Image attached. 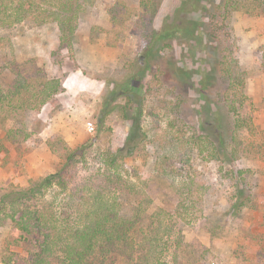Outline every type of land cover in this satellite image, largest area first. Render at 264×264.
I'll use <instances>...</instances> for the list:
<instances>
[{
	"label": "rangeland",
	"instance_id": "1",
	"mask_svg": "<svg viewBox=\"0 0 264 264\" xmlns=\"http://www.w3.org/2000/svg\"><path fill=\"white\" fill-rule=\"evenodd\" d=\"M116 1L138 3L94 0L78 17L72 48L64 41L60 45L55 23L35 26L23 22L0 32L2 85L12 83L13 69L27 62L26 70L32 63L41 67L49 77L60 80L62 89L40 110L0 113V197L56 173L67 164L70 152L81 147L84 150L76 153H86V162L75 156L71 173L76 182L102 169V155L134 144L136 149H129L131 156L122 165L137 186L136 176L140 174V180L148 177L146 192L152 203L147 215L162 209L174 218L161 243V260L168 264H264V73L255 60L264 45V12L247 15L227 7L226 0H155L159 11L147 29L158 31L162 38L150 48L136 30V18L116 24L110 21L108 8ZM228 54L237 59L244 73L250 99L241 112L253 127L239 134L236 158L229 152L232 116L221 99L222 61ZM157 71L158 83L154 79ZM175 95L184 101L174 120L185 135L183 141L204 135L213 141L220 157L207 161L193 147L186 149L184 163L169 161L167 169H174L173 176L181 174L176 184L192 180L196 186L191 192L201 196L186 211L176 204L177 191L160 170L164 166L157 158L170 149L166 134H177L176 128H168L174 116L165 115L170 106L167 101L175 100ZM129 97L134 107L124 112ZM149 111L154 115L148 117ZM99 117L103 122L97 128ZM88 122L92 130L86 128ZM21 127L25 132L17 141L7 139L8 129ZM237 168L247 171L244 179L248 177L250 190L242 185ZM55 193L48 190L39 208L52 202ZM246 199L248 205L240 206ZM132 204V198L124 202V206ZM10 237V223L0 222V264L10 253L17 257L8 264H16L34 251L32 240L6 246ZM180 240L183 247L177 250L175 244ZM104 264L129 263L118 257Z\"/></svg>",
	"mask_w": 264,
	"mask_h": 264
},
{
	"label": "trees",
	"instance_id": "2",
	"mask_svg": "<svg viewBox=\"0 0 264 264\" xmlns=\"http://www.w3.org/2000/svg\"><path fill=\"white\" fill-rule=\"evenodd\" d=\"M93 2L94 0H0V32L23 22L35 26L55 23L59 29L60 45L64 41L68 44L67 48H72L78 17ZM225 2L227 7L247 15H257L261 10L264 12V0ZM158 11L155 0H138L136 5L116 1L108 8L109 19L113 24L136 18V30L144 44L150 48L153 41H157L159 33L154 29L148 31L147 26L153 23ZM161 38L160 36L159 39ZM52 54L55 55L56 52ZM223 58L224 88L221 99L232 116V144L229 152L232 158H236L240 145L239 134L253 129L241 112L250 98L245 92L244 73L237 59L229 54ZM255 60L264 73V45L258 49ZM26 64L27 62L13 69L12 83H0V113L3 115L40 110L52 103L62 90L59 79L49 77L41 67H36L33 63L31 69L26 70ZM158 73L160 71L154 75L156 83L159 81ZM175 96V100L167 101L170 106L165 108L166 116H174L169 121V130L176 128L174 120L184 102L180 95ZM127 101L124 112L127 108L134 107L130 97ZM147 115L151 117L154 113L149 111ZM123 118L126 119L127 116L123 115ZM102 122L103 118L96 119V127ZM154 126L157 128L156 124ZM23 132V127L8 129L6 136L14 142ZM175 132L176 135L166 134L170 139V149L162 155L158 154L157 158L164 166L159 168L174 184L178 197L176 204L183 211L192 210L201 200V196H195L190 190L196 183L184 179L182 183L176 184V177H181V174L173 176L174 169L168 170V163L171 159L184 163L187 148L190 151L196 147L198 154L207 161L218 160L219 151L213 141L204 135H191L187 141H183L185 135L180 134L177 128ZM136 147L134 144H126L115 152L102 155V169L87 179L76 182L71 173L75 156L79 157L80 162H86V153H76L84 150L81 147L70 152L67 164L61 165L56 173L31 180L25 188L4 192L0 197V222L8 221L12 229V237L6 239V246H19L20 242L32 240L34 248L31 255L20 258L16 264H104L106 259L118 257L129 264H168L161 260V243L169 233V226L174 218L162 209L147 215V206L152 203L146 192L148 177L144 176L141 181L138 177L140 171L135 169L133 173L137 171L138 176L135 178L140 182L137 186L122 165L124 159L131 156L129 149L134 151ZM186 161L189 162V159ZM235 171L241 177L242 185L250 190L248 177L244 179L247 171L241 168ZM50 189L56 191L52 202L42 203V208H39V203L44 201L43 198ZM127 198L133 199V204L129 207L124 206ZM244 205H248V199L240 206ZM175 212L179 213V218L182 217L178 209ZM149 216L150 219H147ZM139 226L143 227H140L139 239L135 240L133 236ZM182 247L181 240L176 242L175 249L181 250ZM14 257L17 255L10 253L2 259V263L8 264Z\"/></svg>",
	"mask_w": 264,
	"mask_h": 264
},
{
	"label": "built area",
	"instance_id": "3",
	"mask_svg": "<svg viewBox=\"0 0 264 264\" xmlns=\"http://www.w3.org/2000/svg\"><path fill=\"white\" fill-rule=\"evenodd\" d=\"M86 128L89 129V130H92V123L91 122H88L86 124Z\"/></svg>",
	"mask_w": 264,
	"mask_h": 264
}]
</instances>
